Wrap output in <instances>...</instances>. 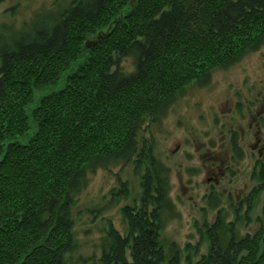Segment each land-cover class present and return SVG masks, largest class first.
Listing matches in <instances>:
<instances>
[{
  "label": "trees",
  "instance_id": "16d2710c",
  "mask_svg": "<svg viewBox=\"0 0 264 264\" xmlns=\"http://www.w3.org/2000/svg\"><path fill=\"white\" fill-rule=\"evenodd\" d=\"M60 12L0 26V264H70L89 173L132 163L143 208L125 237L110 233L103 264H264V202L254 234L221 211L199 260L168 255L149 136L185 89L264 42V0H76ZM255 167L250 201L264 199V158Z\"/></svg>",
  "mask_w": 264,
  "mask_h": 264
},
{
  "label": "rangeland",
  "instance_id": "374dc122",
  "mask_svg": "<svg viewBox=\"0 0 264 264\" xmlns=\"http://www.w3.org/2000/svg\"><path fill=\"white\" fill-rule=\"evenodd\" d=\"M73 2L0 0V26L17 31L39 17L56 18ZM124 64L128 70L132 63ZM150 128L169 196L156 225L168 255L175 248L183 263L188 257L199 260L209 248L204 224L211 226L221 211L243 236L254 234L264 202L249 200L257 185L251 178L255 165L264 158V42L185 89ZM143 175L135 163L89 173L71 212L75 248L70 264H103L110 233L128 234V214L143 208ZM250 202L252 222L244 227Z\"/></svg>",
  "mask_w": 264,
  "mask_h": 264
}]
</instances>
